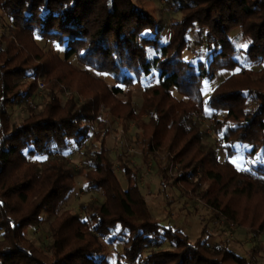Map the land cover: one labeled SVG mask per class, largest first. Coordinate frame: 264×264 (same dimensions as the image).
<instances>
[{
    "label": "trees",
    "instance_id": "16d2710c",
    "mask_svg": "<svg viewBox=\"0 0 264 264\" xmlns=\"http://www.w3.org/2000/svg\"><path fill=\"white\" fill-rule=\"evenodd\" d=\"M179 2L181 16L172 20L165 40L158 20L132 0H0L8 21L0 33V264H111L107 248L116 243L124 252L117 264H261L255 248L246 258L231 249L229 239L213 246L209 241L211 221L246 229L254 238L264 235V163L256 159H264V0ZM235 30L246 48L231 38ZM38 38L65 49L64 59L41 49ZM205 44L203 60L185 58L186 51H201ZM241 57L258 70L243 67ZM71 58L83 69L72 68ZM223 71L231 74L206 102L205 84ZM30 77H45L47 99L42 106L28 105L21 122H14L9 106L37 90L32 83L24 92ZM149 77L155 84L144 87L136 111L132 96L120 99L131 94L122 87ZM62 92L69 93L65 101ZM209 110L226 151L223 162L202 143L196 119ZM111 117L136 118L146 165L163 152L166 163L177 166L174 179L159 171V193L181 184L211 210L195 241L152 216L139 173L122 156L123 189L107 147ZM90 138L99 147L80 173L87 170L86 188L101 192L105 201L88 203L82 221L62 210L76 188L67 153L70 142L81 147ZM239 145L249 148L247 170L231 161ZM43 214L53 218L47 252L28 238Z\"/></svg>",
    "mask_w": 264,
    "mask_h": 264
},
{
    "label": "rangeland",
    "instance_id": "374dc122",
    "mask_svg": "<svg viewBox=\"0 0 264 264\" xmlns=\"http://www.w3.org/2000/svg\"><path fill=\"white\" fill-rule=\"evenodd\" d=\"M137 6L145 9L151 15H153L159 22V31L165 40L169 37V26L174 19L180 18V7L184 4L179 2V0H132ZM8 29V21L2 16L0 11V33L6 32ZM189 39L193 40V34L188 35ZM231 38L234 40L236 45L240 47L244 43L240 37L239 30H235ZM37 44L45 52L53 51L60 55V58L63 60L65 56V49L60 48L56 43L49 42L43 39H37ZM209 47L208 44H205L201 47V51L198 50L196 46L195 50L186 51L184 56L188 61L195 62L197 60H203L205 56V51ZM200 52L197 56L196 52ZM70 62L72 63L71 67L74 69H83L80 65L77 64L75 58H71ZM240 62L243 67L250 68L253 70H258L256 67L251 66L245 58L241 57ZM237 72L239 69L236 70ZM230 72L223 71L217 74V76L211 82L205 84L204 90V99L207 102L209 99V93L211 90L217 86L219 83L224 81L230 76ZM101 78L108 85H117L113 79L107 75H101ZM38 80H41L45 87L43 91H40L38 88ZM76 80V79H75ZM26 85L23 86L24 92H27L29 85L36 83L37 90L34 95L28 97L25 100L18 101L17 103L11 104L9 106V111L14 122H21L23 119L25 110L28 105L31 103L42 106L44 101L47 99V90L45 84V77L33 78L30 77L25 80ZM154 78H147L141 83H135L131 88L122 87L124 91L128 89L131 91V94H123L120 99L128 100L132 96L133 108L136 111H139L142 107L144 101L143 90L147 85H154ZM176 98L181 99L175 89L172 90ZM69 96V93L60 94V97L63 101ZM79 102H85L84 98L79 97ZM214 117L213 111H207V115ZM207 115L203 114L197 117V122L200 125L204 138L202 143L205 147L213 146L217 150V156L219 161L223 162L226 159V151L222 144L218 141L214 127L216 119L210 124L207 123L205 117ZM106 116H108L106 114ZM110 117V116H109ZM111 132L107 138V147L110 150L109 159L114 165L118 179L123 187L127 188V181L121 171L120 161L121 157L125 158L123 161H127L130 167L138 171L139 173V184L141 186L142 193L146 198L148 208L153 217L159 219L162 222L163 226L171 225L182 229L187 235L190 236L192 241H195L199 238L203 223L205 218L206 220L211 219L212 212L211 210L205 208L202 202L195 196V194L186 192L181 184L167 186L164 190V193L161 194L159 191L162 189L161 186V175L159 171L164 168L165 174L168 177L173 179L177 177V166L173 163L167 164L165 159V154L163 152L155 155L153 160L146 165L143 155V146L141 145V136L142 131H140L136 125V118L120 122L116 117H111ZM146 119V118H145ZM99 143L93 142V139L85 141L81 147L76 146L73 142L69 143V152L67 153L69 157V167L72 169V172L75 176L76 188L73 194L70 196L68 201L62 207V210H69L74 215H77L82 221L86 218L87 210L85 206L88 203H95L97 205H102L104 203L103 194L99 191H92L86 188L85 185V173L87 170H84V173L81 174L80 170L86 168V160L94 155L96 149H98ZM249 151V148L243 145L237 147V155L231 161L239 169H249L250 164L245 156L246 152ZM46 158H35L32 159L34 162H40ZM258 162L264 163L263 157L256 158ZM171 202V204H169ZM168 204V205H167ZM168 211H170V216L167 219ZM42 223L36 227L28 230V238L33 240L36 245L47 252L49 246L52 243L51 235L49 232V224L52 221V217L47 216L46 214L42 215ZM211 234L209 245L213 246L218 242L224 241L226 239L230 240L231 249L239 254L242 257H248L249 251L252 248L257 249L260 254L259 261L261 264H264V235L259 238H254L248 230L239 228L235 225H227L223 221L210 223ZM1 240V237H0ZM151 249L146 247L144 249V255L150 254ZM122 245L116 243L114 245H108L107 255L111 261V264H117L118 257L123 255Z\"/></svg>",
    "mask_w": 264,
    "mask_h": 264
},
{
    "label": "built area",
    "instance_id": "2783aa9c",
    "mask_svg": "<svg viewBox=\"0 0 264 264\" xmlns=\"http://www.w3.org/2000/svg\"><path fill=\"white\" fill-rule=\"evenodd\" d=\"M37 84H38L39 90L43 91V89L45 87L44 83L41 80H38ZM204 119H206L207 123H209V124L214 121V117L210 116L209 114Z\"/></svg>",
    "mask_w": 264,
    "mask_h": 264
},
{
    "label": "snow or ice",
    "instance_id": "6c2138e0",
    "mask_svg": "<svg viewBox=\"0 0 264 264\" xmlns=\"http://www.w3.org/2000/svg\"><path fill=\"white\" fill-rule=\"evenodd\" d=\"M240 47H241V48H246L247 45H246V44H242V45H240Z\"/></svg>",
    "mask_w": 264,
    "mask_h": 264
},
{
    "label": "crops",
    "instance_id": "0c3cea01",
    "mask_svg": "<svg viewBox=\"0 0 264 264\" xmlns=\"http://www.w3.org/2000/svg\"><path fill=\"white\" fill-rule=\"evenodd\" d=\"M210 94V93H209Z\"/></svg>",
    "mask_w": 264,
    "mask_h": 264
}]
</instances>
